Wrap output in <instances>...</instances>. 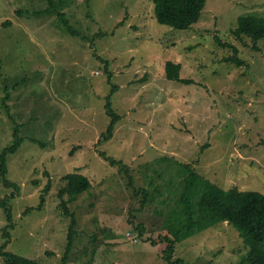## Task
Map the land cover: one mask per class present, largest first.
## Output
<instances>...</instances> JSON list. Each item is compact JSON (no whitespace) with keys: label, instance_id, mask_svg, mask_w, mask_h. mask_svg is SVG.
Wrapping results in <instances>:
<instances>
[{"label":"rangeland","instance_id":"rangeland-1","mask_svg":"<svg viewBox=\"0 0 264 264\" xmlns=\"http://www.w3.org/2000/svg\"><path fill=\"white\" fill-rule=\"evenodd\" d=\"M48 7V0H0V154L18 127L24 137L7 162V178L20 189L0 176V202L8 200L15 223L6 238L8 209L0 206V245L9 241L7 251L42 264H170L164 245L149 238L158 242L165 232L167 172L176 162L221 188L264 193V39L257 50L233 33L241 16L264 18V0H207L189 30L160 24L153 0H67L77 34ZM223 45L236 47L244 64L227 62L234 51ZM168 61L193 83L169 80ZM113 85L121 118L112 139L99 142L111 121L105 104ZM71 172L92 187L67 202L76 235L64 263L72 217L59 193ZM246 251L224 222L179 243L175 258L243 264Z\"/></svg>","mask_w":264,"mask_h":264},{"label":"trees","instance_id":"trees-1","mask_svg":"<svg viewBox=\"0 0 264 264\" xmlns=\"http://www.w3.org/2000/svg\"><path fill=\"white\" fill-rule=\"evenodd\" d=\"M48 3L50 7L45 10L46 13H51L54 10L53 14L49 15L55 14L68 27V30L72 34H77L75 30L71 29L65 12L67 0H48ZM153 4L155 18L160 24L178 30H189L194 24L199 22L207 0H153ZM7 24H11V21H7ZM233 33L237 39H243L244 37L251 38L254 47L259 50L257 44L264 39V18L254 14L241 16ZM223 46L232 47L234 51V55L225 59L227 62L237 66L244 64L243 60L237 56L238 49L236 47L231 45ZM165 70L169 80L183 84L193 83L192 80L180 77V64L168 61ZM108 73L110 72L108 71ZM115 89L116 86L113 85L111 92L106 96L105 108L111 121L99 142H107L112 139L116 125L121 118L113 107L112 98ZM10 97V93L5 95L3 99L5 105L10 100ZM7 110L8 112L10 111V109ZM19 131L20 127L15 130L14 143L6 147L0 154V176L4 180L5 186L13 188L15 191H18L20 187L17 183L7 178V162L8 156L16 153L24 142V137L19 135ZM101 154L112 165L118 166L121 172L129 174V167L121 160L108 156L104 151ZM163 160L167 159L164 158ZM167 175L169 176L167 189L171 194L172 204L163 221L165 232L159 234L157 238L158 242L153 237L149 238L154 245L158 243L164 245L163 257L166 262L170 264H186L185 259L181 257L175 258L177 245L186 239L194 237L197 233L227 222L239 232L243 242L247 246L242 263L264 264V193L253 190L244 191L237 187L229 189L221 188L199 174L190 164L176 162V167L173 168L172 166ZM129 178L130 184L134 186L130 175ZM63 179L66 185L59 193L62 198V208L65 214L72 217L68 233V244L63 258V262L66 263L76 235V218L74 213L69 211L67 202H75L80 194L92 187V183L87 176L79 172L67 173ZM173 186H176L175 190H173ZM50 189L51 184L48 182L41 195L40 204L36 209L41 210L43 208L46 195L50 192ZM139 191L142 190L139 189ZM144 194L148 197L150 192L145 190ZM65 195L69 196L68 200L64 198ZM7 197L14 198V193ZM5 199L1 200L0 206L8 209L7 219L9 223L5 229V237L10 239V232L15 228V223L13 222V215L8 200ZM31 209L34 208L26 209L25 213ZM137 229L143 235L141 224L137 226ZM8 244L9 241H6L0 245V256L4 258V264H42L12 251H7Z\"/></svg>","mask_w":264,"mask_h":264}]
</instances>
